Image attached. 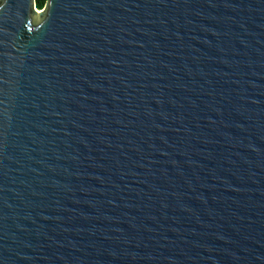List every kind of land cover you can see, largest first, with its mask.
Wrapping results in <instances>:
<instances>
[{
	"label": "water",
	"instance_id": "95a60500",
	"mask_svg": "<svg viewBox=\"0 0 264 264\" xmlns=\"http://www.w3.org/2000/svg\"><path fill=\"white\" fill-rule=\"evenodd\" d=\"M0 264H264V0H0Z\"/></svg>",
	"mask_w": 264,
	"mask_h": 264
},
{
	"label": "trees",
	"instance_id": "16d2710c",
	"mask_svg": "<svg viewBox=\"0 0 264 264\" xmlns=\"http://www.w3.org/2000/svg\"><path fill=\"white\" fill-rule=\"evenodd\" d=\"M45 2L46 0H36L37 9H42L44 7Z\"/></svg>",
	"mask_w": 264,
	"mask_h": 264
}]
</instances>
